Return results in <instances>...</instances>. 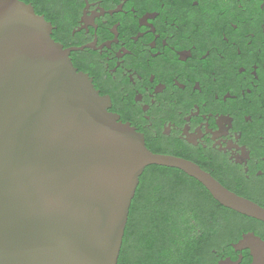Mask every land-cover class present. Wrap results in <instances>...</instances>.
I'll return each instance as SVG.
<instances>
[{"label": "flooded vegetation", "instance_id": "af4514ba", "mask_svg": "<svg viewBox=\"0 0 264 264\" xmlns=\"http://www.w3.org/2000/svg\"><path fill=\"white\" fill-rule=\"evenodd\" d=\"M22 1L150 150L264 209V0ZM148 177L195 198L210 230L198 264H264L263 220L218 205L187 174Z\"/></svg>", "mask_w": 264, "mask_h": 264}, {"label": "water", "instance_id": "95a60500", "mask_svg": "<svg viewBox=\"0 0 264 264\" xmlns=\"http://www.w3.org/2000/svg\"><path fill=\"white\" fill-rule=\"evenodd\" d=\"M51 33L32 5L0 0V264H118L152 164L181 169L223 206L264 221L261 206L195 162L150 150Z\"/></svg>", "mask_w": 264, "mask_h": 264}, {"label": "trees", "instance_id": "16d2710c", "mask_svg": "<svg viewBox=\"0 0 264 264\" xmlns=\"http://www.w3.org/2000/svg\"><path fill=\"white\" fill-rule=\"evenodd\" d=\"M151 173L187 174L156 164L145 168L130 207L118 264H198L210 230L199 223V213L192 202L195 198L180 189L170 191L156 179L149 185ZM173 184L178 187L177 182ZM131 239L135 255L129 250Z\"/></svg>", "mask_w": 264, "mask_h": 264}, {"label": "rangeland", "instance_id": "374dc122", "mask_svg": "<svg viewBox=\"0 0 264 264\" xmlns=\"http://www.w3.org/2000/svg\"><path fill=\"white\" fill-rule=\"evenodd\" d=\"M145 195H149L148 192H146ZM132 243H133V239H131V241H130V243H129V247H130L129 250L132 251V253L135 255V254H137V252L134 251V249L131 247V244H132Z\"/></svg>", "mask_w": 264, "mask_h": 264}]
</instances>
